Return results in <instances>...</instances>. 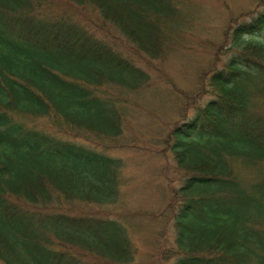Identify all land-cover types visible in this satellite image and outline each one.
Instances as JSON below:
<instances>
[{
	"label": "trees",
	"instance_id": "trees-1",
	"mask_svg": "<svg viewBox=\"0 0 264 264\" xmlns=\"http://www.w3.org/2000/svg\"><path fill=\"white\" fill-rule=\"evenodd\" d=\"M186 1L0 0L1 263L136 260L141 213L121 204L125 161L107 151L133 146L129 100L161 80L182 103L151 143L164 195L149 218L173 232L159 257L264 264V120L249 88L264 78V43L253 39L264 0L230 15L191 93L165 69L184 49Z\"/></svg>",
	"mask_w": 264,
	"mask_h": 264
},
{
	"label": "rangeland",
	"instance_id": "rangeland-1",
	"mask_svg": "<svg viewBox=\"0 0 264 264\" xmlns=\"http://www.w3.org/2000/svg\"><path fill=\"white\" fill-rule=\"evenodd\" d=\"M257 1L187 0L184 3L189 11L186 20L189 31H183L180 43L184 49L176 52L165 64L169 78L180 91L191 93L194 89L197 82L195 70L209 63L207 47L223 40V29L230 15L253 9ZM253 39L264 43V28ZM250 82L251 113L264 120V78L250 79ZM157 84L152 89L133 95L129 108L125 110L127 126L124 136L133 140L130 142L133 146L107 151L125 161L127 181L123 186L121 204L124 208L141 213L132 218L137 253L136 260L131 264H173V261H162L159 257L161 244L172 242V229L168 233L163 232L162 223L149 218L151 212L158 209L164 195L162 183L158 182L160 177L153 176L159 171L161 160L154 157L151 149L155 145L151 143L168 131L180 111L182 101L165 81L159 80ZM74 205L84 211L96 209L95 204Z\"/></svg>",
	"mask_w": 264,
	"mask_h": 264
}]
</instances>
